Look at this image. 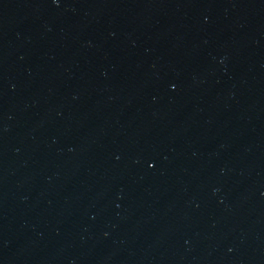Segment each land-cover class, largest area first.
<instances>
[{"label": "water", "instance_id": "95a60500", "mask_svg": "<svg viewBox=\"0 0 264 264\" xmlns=\"http://www.w3.org/2000/svg\"><path fill=\"white\" fill-rule=\"evenodd\" d=\"M0 264H264V0H0Z\"/></svg>", "mask_w": 264, "mask_h": 264}]
</instances>
